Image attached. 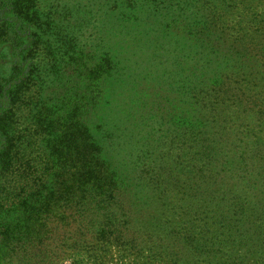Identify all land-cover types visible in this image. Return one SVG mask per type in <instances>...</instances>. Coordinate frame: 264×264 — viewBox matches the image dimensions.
Returning <instances> with one entry per match:
<instances>
[{"label": "trees", "instance_id": "16d2710c", "mask_svg": "<svg viewBox=\"0 0 264 264\" xmlns=\"http://www.w3.org/2000/svg\"><path fill=\"white\" fill-rule=\"evenodd\" d=\"M0 264H264V0H0Z\"/></svg>", "mask_w": 264, "mask_h": 264}, {"label": "rangeland", "instance_id": "374dc122", "mask_svg": "<svg viewBox=\"0 0 264 264\" xmlns=\"http://www.w3.org/2000/svg\"><path fill=\"white\" fill-rule=\"evenodd\" d=\"M141 84L142 81H136L133 79L131 80L128 77L120 76L118 77V79H116L113 85H109V90L107 89V91H109V97H112V109L107 110L109 111V115H113V118H115L116 116L119 117L121 115H124L128 111V107L126 106V103H128V101H132L135 105H138L141 103V99L143 103L145 99H147L148 101L150 97L153 98L155 96L156 91L154 89L148 92L150 88H147L144 92L141 93H139V91H132L133 87L135 89V86H141ZM144 85H146V83H144ZM147 85L148 87H151L149 84ZM130 110L135 111L137 110V108L132 107Z\"/></svg>", "mask_w": 264, "mask_h": 264}]
</instances>
